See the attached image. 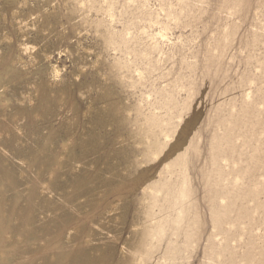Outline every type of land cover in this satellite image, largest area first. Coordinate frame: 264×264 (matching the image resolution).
Returning <instances> with one entry per match:
<instances>
[{
  "label": "rangeland",
  "instance_id": "1",
  "mask_svg": "<svg viewBox=\"0 0 264 264\" xmlns=\"http://www.w3.org/2000/svg\"><path fill=\"white\" fill-rule=\"evenodd\" d=\"M0 264H264V0H0Z\"/></svg>",
  "mask_w": 264,
  "mask_h": 264
}]
</instances>
